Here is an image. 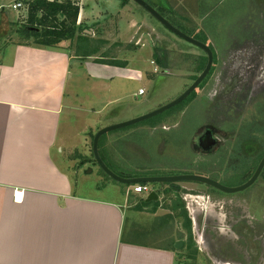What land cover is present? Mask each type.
<instances>
[{
  "label": "rangeland",
  "instance_id": "374dc122",
  "mask_svg": "<svg viewBox=\"0 0 264 264\" xmlns=\"http://www.w3.org/2000/svg\"><path fill=\"white\" fill-rule=\"evenodd\" d=\"M16 1L0 0V7L5 8L8 17L4 21L6 28L16 29L26 20V10L12 9ZM72 1L80 4L81 29L100 49L93 58L103 57L106 62L115 61L128 67L127 73L119 71L128 77L110 80L104 77L106 69L95 67L90 71L93 68L90 65H99L98 61H86L88 58L73 61L68 89L70 95L77 91L76 98L72 97L79 110L69 111L62 123V133L69 136L65 166L72 169L69 175L79 195L115 199L122 195L120 189L127 186L115 182L96 164L95 135L177 99L201 75L208 58L202 49L173 34L132 0ZM145 1L180 31L210 45L214 53L213 70L179 105L145 122L105 134L99 145L101 158L117 175H132L136 169L139 175L145 171L154 177L196 175L229 188L243 185L264 157V96L253 97L260 71L255 83L241 85L243 94H233L230 101L221 97V82L224 73L230 74V68L238 61H247L246 57L250 61H264V19L256 12L259 3L252 9L251 0H201L204 6L198 4L195 8L199 13L198 29L192 32L175 17V0ZM186 7L194 8L192 4ZM218 23L222 27H216ZM13 36L10 34L6 39L17 41ZM142 88L146 93L139 96ZM246 93L248 98L243 96ZM218 105H222L219 110ZM213 125L214 134L210 132ZM115 139H119L116 144L112 142ZM215 140L219 146L212 145ZM53 155L58 157L56 150ZM164 186L178 187L177 193L186 207L192 204L194 208L193 211L189 207V212L191 218L194 215L192 231L198 254L189 264H264V172L252 187L235 194L195 182ZM98 187L108 189L101 193L96 191ZM149 187L151 191L154 189L153 185ZM188 188L199 191L188 195ZM200 191L221 201L196 200ZM148 195L140 194L144 199ZM171 198V193L165 194L163 207L171 205ZM177 228L184 238L179 251L182 259L187 253L188 236L181 223Z\"/></svg>",
  "mask_w": 264,
  "mask_h": 264
},
{
  "label": "crops",
  "instance_id": "0c3cea01",
  "mask_svg": "<svg viewBox=\"0 0 264 264\" xmlns=\"http://www.w3.org/2000/svg\"><path fill=\"white\" fill-rule=\"evenodd\" d=\"M251 3L252 9L259 3L256 12L264 19V0ZM198 4L203 1L175 0V17L188 31L197 32ZM0 18V264H179L183 247L175 245L184 238L177 225L184 227L175 220L178 187L164 186L159 191L153 185L147 199L134 193V185L120 189L123 196L115 199L92 198L75 191L69 175L72 169L65 166L69 136L62 133V123L69 111L79 110L72 97L76 98L77 91L70 95L68 89L73 61H84L77 54V41L56 48L37 47L19 43L14 33L17 41L10 42L6 38L12 28L4 24L8 18L5 10L0 11ZM81 20L80 12L78 25ZM90 66V71L106 69L104 77L110 80L128 77L121 74L127 73L128 67ZM119 176L154 177L146 171L136 174V169L132 175ZM96 189L104 193L108 187ZM188 191L192 195L199 190ZM152 193L158 198L151 197ZM170 193L171 205L163 207V197ZM197 195L212 203L221 201L208 192ZM189 211L188 207L192 221L194 215L191 218Z\"/></svg>",
  "mask_w": 264,
  "mask_h": 264
},
{
  "label": "trees",
  "instance_id": "16d2710c",
  "mask_svg": "<svg viewBox=\"0 0 264 264\" xmlns=\"http://www.w3.org/2000/svg\"><path fill=\"white\" fill-rule=\"evenodd\" d=\"M25 1L28 5L26 20L20 23L16 29L14 27L11 29V33L17 34L20 38L19 43L32 44L37 47L56 48L63 42L73 44L77 41V54H81L78 56L82 58L97 56L100 49L94 45L90 36L81 29V24L78 25L80 15V7L78 4L72 0ZM101 59H95V61H98L100 64L125 68L124 65H120V63H116L115 61L106 62V59L103 57ZM185 208L182 199L177 197L175 200V209L179 211L178 217L181 218L188 236V243L185 245L187 253L182 259H179V264H189V261L194 259L198 254V249L193 238L192 221Z\"/></svg>",
  "mask_w": 264,
  "mask_h": 264
},
{
  "label": "water",
  "instance_id": "95a60500",
  "mask_svg": "<svg viewBox=\"0 0 264 264\" xmlns=\"http://www.w3.org/2000/svg\"><path fill=\"white\" fill-rule=\"evenodd\" d=\"M132 1H134L141 8L147 11L150 15L156 18L163 26H165L173 34L177 35L178 37L182 38L188 43L202 49L207 55L208 62H207L206 68L201 73V75L196 79V81L182 95H180L174 101L144 116L138 117L130 121L122 122L116 125H112V126H109V127H106L100 130L95 135L94 140H93V155H94V160L96 164L111 179H113L114 181L118 183L129 185V186L136 185V184H150V185L159 184L163 186L164 184H171V183L174 184V183H179V182H195V183H201V184L207 185L225 194H235V193L246 191L247 189L252 187L262 175L263 170H264V157L260 161L252 177L246 183L236 188H229V187H226L218 183L217 181L213 179H210L204 176H196V175H178V176H166V177H137V178H132V179L123 178L117 175L116 173H114L101 158L99 144H100L101 138L105 136V134L112 132L114 130L124 129L130 126L145 122L146 120H150L170 110L171 108L179 105L180 103L185 101L194 91H196V89L205 81V79L209 76L212 70L213 64H214L213 50L207 44H205L204 42L198 41L195 38L180 31L178 28L173 26L164 16H162L156 9H154L150 4H148L145 0H132ZM31 30H35V29H31ZM153 195L155 199L158 198V196L155 195L154 193H152L151 197ZM175 247L177 249H181L183 247V242L182 241L177 242Z\"/></svg>",
  "mask_w": 264,
  "mask_h": 264
},
{
  "label": "flooded vegetation",
  "instance_id": "af4514ba",
  "mask_svg": "<svg viewBox=\"0 0 264 264\" xmlns=\"http://www.w3.org/2000/svg\"><path fill=\"white\" fill-rule=\"evenodd\" d=\"M239 52H241V50H239ZM246 60L247 61L236 62L234 64L233 68H230L231 69L230 74L228 72L224 73L223 80L226 82H224V81L221 82L222 83L221 97H223V99H227V101H228L229 99L232 100L234 98V96L238 93L243 94V92L240 90V88H241L240 86L241 85L245 86V84L248 85L251 83H255V79H256L257 75L259 74V71H260V77L262 78V75L264 74V61H250L249 57H246ZM213 66H214V64H213ZM212 70H213V67H212ZM228 78H230L229 81H228ZM261 78H258V80L256 82L258 85H257L255 92L253 93L254 98H258V96L259 97L264 96V94H263L264 93V80H261ZM249 87H251V85H249L247 88L249 89ZM233 94H235V95H233ZM243 96H244V98L249 97L248 93H246ZM221 107H222V105L221 106L218 105L217 110L221 109ZM215 127L216 126L213 125V129L212 128L210 129V132L213 134L216 130ZM212 142H213V144H212L213 146H215V147L219 146L217 140L212 141ZM263 172H264V170H263ZM154 185H157L159 191L160 190L162 191L164 188V185L163 186H161V185L158 186V184H154Z\"/></svg>",
  "mask_w": 264,
  "mask_h": 264
},
{
  "label": "built area",
  "instance_id": "2783aa9c",
  "mask_svg": "<svg viewBox=\"0 0 264 264\" xmlns=\"http://www.w3.org/2000/svg\"><path fill=\"white\" fill-rule=\"evenodd\" d=\"M3 8L4 7H0V11L3 10ZM12 9L15 10V11H17V12H20L22 10H26L27 13H28V5L26 4V1L25 0H18L16 3H14L12 5ZM145 93H146V90L144 88H142V89L139 90L138 95L139 96H142V95H145ZM133 191H134V193H137V194L148 193L150 191V187H149L148 184H137V185H134L133 186ZM199 198L202 199L201 200L202 202L210 203V199L208 197H204V196L197 195L196 200H198ZM199 202H195L194 201V203H196V204H199ZM188 205H189V207L192 206V204H188ZM193 209L194 208H192V210Z\"/></svg>",
  "mask_w": 264,
  "mask_h": 264
},
{
  "label": "clouds",
  "instance_id": "9594fccd",
  "mask_svg": "<svg viewBox=\"0 0 264 264\" xmlns=\"http://www.w3.org/2000/svg\"><path fill=\"white\" fill-rule=\"evenodd\" d=\"M81 9V8H80ZM3 10H5V8H3ZM137 185V184H136ZM148 185H150V184H148Z\"/></svg>",
  "mask_w": 264,
  "mask_h": 264
}]
</instances>
